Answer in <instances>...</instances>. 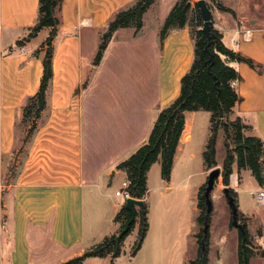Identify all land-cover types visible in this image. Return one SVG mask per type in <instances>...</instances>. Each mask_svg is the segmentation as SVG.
Listing matches in <instances>:
<instances>
[{"label": "crops", "instance_id": "crops-1", "mask_svg": "<svg viewBox=\"0 0 264 264\" xmlns=\"http://www.w3.org/2000/svg\"><path fill=\"white\" fill-rule=\"evenodd\" d=\"M135 1H62L47 107L13 183L4 186L18 132L25 127L21 108L39 90L42 44L50 28L25 40L38 20L39 0H0V264H63L119 233L120 222L114 219L126 201L115 194L119 189L113 195L110 185L116 176L121 183L127 178L116 166L147 140L159 112L179 95L181 77L194 59L191 13L198 2L190 0V22L161 40V27L178 0H155L148 10L163 5L162 16L146 25V11L139 32L116 30L94 66L100 32L115 13ZM220 1L232 12L212 4L213 28L228 48L260 66L228 62L241 77L233 83L241 100L230 118L240 117L249 126L245 134L264 143V0ZM184 116L170 179L162 178L160 161L148 171L142 199L148 227L139 249L125 261L86 257L82 264H188L197 257L198 195L212 170L203 161L210 118L204 111ZM219 149L225 150L222 130L216 142L220 175L213 188L222 201L226 187ZM243 171L238 173L233 165L230 187L237 193L240 212L247 215L239 203ZM135 210L130 234L137 237L141 208Z\"/></svg>", "mask_w": 264, "mask_h": 264}, {"label": "trees", "instance_id": "trees-1", "mask_svg": "<svg viewBox=\"0 0 264 264\" xmlns=\"http://www.w3.org/2000/svg\"><path fill=\"white\" fill-rule=\"evenodd\" d=\"M63 0H39L38 20L30 29L25 40L35 37L43 28H50L48 37L42 44L45 48L43 58V74L38 92L29 97L21 108L22 122L27 125L28 133L35 131L39 126L42 112L47 107V91L50 86L52 68V42L60 25V6ZM155 0H136L131 6L119 10L100 32L97 52L93 58V65L101 61L113 34L120 28H134L139 32L143 25V15ZM212 4L222 11L232 12L220 0H211ZM191 10L190 0H178L168 13L160 30V39L175 28H182L189 20ZM194 18L191 20V35L194 39V59L189 70L181 77L180 93L167 107L163 108L154 122L147 140L127 159L121 161L116 168L125 171L129 182L128 191L132 198L142 200L148 190L147 176L152 164L161 162V176L164 180L171 177L175 152L182 134L187 111H208L210 113V136L203 151V161L206 168L216 167V142L219 130L224 132L225 157L222 163V183L228 188V193L234 198L237 205V193L230 187V176L233 165L236 164L238 173L241 170H250L259 185L264 183V143L258 136L246 135L249 126L240 117L231 119L233 109L241 100L233 87V82L240 80V75L229 61L244 62L252 68L260 66L251 58L240 52L228 48L222 41V34L210 27V45L206 51L207 39L202 30L203 20L198 4L195 5ZM19 44L21 41L18 42ZM212 55V61L209 60ZM87 85V82L84 83ZM217 180V179H216ZM206 183L200 188L198 208L200 210L198 222L201 226L196 235L198 255L188 264H206L208 251L209 230L203 232L205 222L206 203L203 193ZM226 196V195H225ZM238 207V205H237ZM141 226L134 246V253L139 249L148 227L146 207L141 209ZM211 213V212H210ZM137 216V213H136ZM243 214L238 208V221ZM131 211L124 205L115 216L120 222L122 230L129 219ZM210 214L208 216L209 223ZM135 221L127 232L104 238L83 255L70 259L63 264H82L86 257H105L112 254L118 257L121 254L122 243L130 234ZM231 226H234L232 220ZM243 230L238 231V259L239 264H250L254 256L249 246V235L246 224ZM264 254V252H263Z\"/></svg>", "mask_w": 264, "mask_h": 264}, {"label": "rangeland", "instance_id": "rangeland-1", "mask_svg": "<svg viewBox=\"0 0 264 264\" xmlns=\"http://www.w3.org/2000/svg\"><path fill=\"white\" fill-rule=\"evenodd\" d=\"M207 1H210L207 4L209 7H211V0ZM261 4L264 5V3ZM164 9L165 8L163 5L156 4L151 7V9L147 10L148 12L147 15H145V24L149 25L158 17L162 16ZM194 14L195 11L192 10L191 16L193 18ZM204 114L210 118V113L208 111H204ZM28 128L29 127L25 125V127L20 128L18 132L16 144L10 157L9 167L3 178L4 186H9L13 183L22 160L27 153V149L30 144V138L33 134L32 132L28 133ZM223 155L225 157V150L223 152V149H219L217 159L222 161ZM241 176V185L239 187V203L240 207L249 213L247 215H243L239 223L246 224L248 229L249 246L254 252V256L251 258L250 264H264V241L261 240V236L263 235L264 231L261 214H264V207L258 206L255 202V190L259 187V184L251 174L250 170H244ZM110 187L112 194L114 195L115 189L121 188V177H114ZM210 200L212 203V210L208 223L209 237L206 264H239L237 248L239 242V229L236 226H231L230 224L231 209L229 205L227 206V203H225L227 202L225 193L221 196L223 203L217 199V196L215 193H213V190L210 192ZM226 208L228 209L226 210ZM129 235V237L127 236V240L122 243L121 254L118 256L122 259V261L127 260L129 253H134V246L138 236L135 237L132 233ZM105 257L111 259L114 258L112 254L106 255Z\"/></svg>", "mask_w": 264, "mask_h": 264}, {"label": "water", "instance_id": "water-1", "mask_svg": "<svg viewBox=\"0 0 264 264\" xmlns=\"http://www.w3.org/2000/svg\"><path fill=\"white\" fill-rule=\"evenodd\" d=\"M197 4H198L199 10H200L201 18L203 20L202 30L206 36V39H207L206 51H208V47L210 45V27L212 24L211 10H210V7L207 4L206 0H198ZM209 55H210L209 60L212 61V55L210 53H209ZM219 175H220V170L218 168H213L209 172L208 179L206 181V186H205V190L203 193V197L205 198V203H206L205 222H204V227H203L204 234H206V232L208 230V216L212 210V203L210 200V192L213 190L216 179L219 177ZM224 193L226 195L228 205L231 209L232 223L237 228L243 230L242 224H240L238 221V207L234 201V198L228 193V188L224 189ZM125 206L127 209H129L131 211V218L129 219V221L127 222L125 227L121 230L120 234L127 232L130 229V225L136 219L135 206H138L142 209L144 207V202L142 200H138L135 198H129L126 200Z\"/></svg>", "mask_w": 264, "mask_h": 264}, {"label": "built area", "instance_id": "built-area-1", "mask_svg": "<svg viewBox=\"0 0 264 264\" xmlns=\"http://www.w3.org/2000/svg\"><path fill=\"white\" fill-rule=\"evenodd\" d=\"M234 83V82H233ZM129 182L127 180L121 183V188L115 192V194L121 197L123 200L132 198L128 191ZM255 202L258 206L264 207V188H259L255 191Z\"/></svg>", "mask_w": 264, "mask_h": 264}]
</instances>
